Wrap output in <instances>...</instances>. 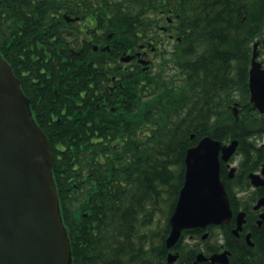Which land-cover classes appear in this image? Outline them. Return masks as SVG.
Instances as JSON below:
<instances>
[{"label":"trees","instance_id":"1","mask_svg":"<svg viewBox=\"0 0 264 264\" xmlns=\"http://www.w3.org/2000/svg\"><path fill=\"white\" fill-rule=\"evenodd\" d=\"M64 13L94 18L69 25ZM163 28L176 36L170 50ZM263 34L264 0H0V50L50 140L71 264H168L187 149L205 135L243 142L253 131L252 114L237 119L230 106L234 89L248 100ZM72 37L92 42L76 54ZM100 42L109 50L96 51ZM142 43L156 46L157 63L123 73L124 87L99 100L111 59L102 56H113L117 76L119 56ZM36 76L46 87L34 93ZM160 200L169 208L153 231Z\"/></svg>","mask_w":264,"mask_h":264},{"label":"water","instance_id":"2","mask_svg":"<svg viewBox=\"0 0 264 264\" xmlns=\"http://www.w3.org/2000/svg\"><path fill=\"white\" fill-rule=\"evenodd\" d=\"M258 46L256 42L250 70L251 100L264 111V69L257 61ZM133 57L125 54L122 60ZM237 145V140L224 144L207 135L188 148L185 181L169 219L168 247L178 242L185 229L229 220L221 158L228 159ZM53 166L49 137L0 50V264H71ZM177 257L170 252L168 261Z\"/></svg>","mask_w":264,"mask_h":264},{"label":"flooded vegetation","instance_id":"3","mask_svg":"<svg viewBox=\"0 0 264 264\" xmlns=\"http://www.w3.org/2000/svg\"><path fill=\"white\" fill-rule=\"evenodd\" d=\"M51 16L59 18L62 15L54 13ZM70 16L76 15L70 14ZM63 17L69 25L78 23L81 26H88L92 24L94 15L87 14L84 16L85 18L80 16L79 21L67 19L66 13L63 14ZM166 34L167 42L175 40L174 33L167 32ZM81 38H78L81 40L79 42H75L73 37L69 39L71 52L79 54L85 48L83 43L92 42V40ZM106 38L110 39L112 35L103 36L101 40ZM102 45L103 42L95 44L94 49L103 52L109 50V48L103 49L109 45L107 42H105V46ZM254 51L255 48L252 59ZM153 52L155 51L152 50V47L150 50L149 45L144 43L136 48H130L127 53L135 54V57L130 62H122V54L119 56L117 61L120 64L117 76L114 75L117 63L113 56H102L104 60L105 57H111V59L104 61L109 67L106 70V77H109V80L103 82V93L97 89L98 99L104 100L114 96L116 92L120 91V88L124 87L126 82L122 83L121 80L123 73H130L140 67L149 71L150 68H146L147 66L141 63V59L146 58L153 62ZM257 53V59L264 69V45L261 42ZM17 68L19 69V67ZM56 68L60 70V65L57 64ZM39 72L46 73V68L43 66ZM247 82V102L241 103L243 90L234 89L236 101L231 105V110L234 114L236 113L237 119H240L243 114H252L253 118L250 123H252L253 131L245 135L243 142L238 139L237 148L228 159H221V178L229 195L231 216L224 223H209L185 231L180 239L181 245L170 249L171 252L177 253L178 257L170 262L166 256L168 264H264V111L251 100L249 78ZM31 84L32 87H29L34 93L40 90L39 85L41 88L46 87L44 80L38 76L31 80ZM96 86L99 88L100 84L98 83Z\"/></svg>","mask_w":264,"mask_h":264},{"label":"rangeland","instance_id":"4","mask_svg":"<svg viewBox=\"0 0 264 264\" xmlns=\"http://www.w3.org/2000/svg\"><path fill=\"white\" fill-rule=\"evenodd\" d=\"M165 43H167V45H168L167 48H173V46H174V42L173 41H168V42L165 41ZM153 55H155L154 56V58H155L154 61H158L157 60L158 57H159L158 54L153 53ZM172 72L174 73V70H172V68H169L167 70V73H169V74H171ZM164 196L167 197V193H164ZM157 206H158V208H156L157 210H156V212L154 214L153 222L150 223L149 226H147V227H151L153 231L155 230L154 227L159 228L160 226L163 225V223L165 221V218H166V215H167V212H168L169 202L165 203L164 201L160 200L159 204Z\"/></svg>","mask_w":264,"mask_h":264}]
</instances>
